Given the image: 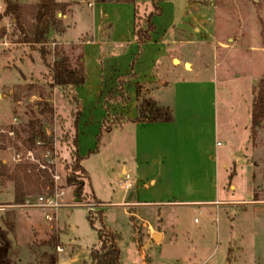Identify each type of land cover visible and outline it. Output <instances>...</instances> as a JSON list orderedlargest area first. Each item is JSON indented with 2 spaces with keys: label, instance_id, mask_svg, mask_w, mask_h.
I'll return each instance as SVG.
<instances>
[{
  "label": "rangeland",
  "instance_id": "374dc122",
  "mask_svg": "<svg viewBox=\"0 0 264 264\" xmlns=\"http://www.w3.org/2000/svg\"><path fill=\"white\" fill-rule=\"evenodd\" d=\"M17 1L31 3L36 0ZM56 1L69 4L65 14L58 15L66 31L64 35L53 36L45 46L44 57L39 45L16 42L17 34H13L10 17H0V25L8 31V35L0 39V158L11 168L21 161L40 163L39 168L45 169L52 178L54 193H59L61 202H69L78 186L68 185L67 176L72 174L75 181L84 178L83 189L90 201H100L104 205L93 207L92 211L77 205H62L56 211L45 212L13 209L10 207L12 182L6 180L0 184V264H93L90 250L99 247L97 230L102 226L118 236L116 243L121 264H264V125L257 129L248 148L242 145L248 132L247 111L253 89L264 76V0H194L192 3L163 0L160 3L162 15L155 18L161 30L156 42L163 46V51L169 52L156 67L157 82L153 87L140 85L138 96L132 83H124L128 92L126 103L124 99L119 103L110 97L112 104L105 106L109 115L106 110L103 113L102 109L95 108L87 118L90 121L79 123L87 124L84 139L88 138L90 143L80 161L85 177L70 145L71 127L80 118V113L75 111L76 96L59 88L52 89L48 95L47 64L54 58V49H62L74 65L81 54V44L77 41L87 37L84 32L90 18L86 16L91 9L96 16L108 14L118 34L124 25L130 26L133 7L112 2L108 8L100 5L90 8V0ZM136 4L140 15L151 10L150 0H136ZM2 10L0 0V14ZM106 26H102V30L108 32ZM176 68L183 71L201 68V76L213 77L217 83L214 144L218 151L220 191L223 195L225 191L226 197H222L227 202L214 209L155 204L165 198H154L144 191L145 186L135 179L131 170L133 134L128 123L110 131L101 129L95 147L98 124H104V128L112 124L103 118L129 113L130 100L132 104H139L151 88L154 90L165 77H172ZM124 73L113 70L111 77L103 75L106 80L101 87L106 81L125 82ZM28 83L44 89L54 108L52 118L44 119L39 115L35 106L40 101L37 94L16 87ZM14 91L20 95L15 103ZM103 93L106 91L102 88L100 95ZM34 117L40 118L46 132L52 135L53 149L47 152L36 148L31 154L33 159H27L25 133L21 129ZM10 126L18 131L17 135L9 131ZM92 148L96 150L88 153ZM16 153L21 155L20 161L14 160ZM227 153L233 155L232 162L227 161ZM222 163L228 164L226 171ZM125 169L127 173L122 174ZM254 193L257 200H252ZM123 200L152 201L154 204L152 207H122ZM250 200L254 202L243 203ZM7 210H13L12 231L2 221ZM46 213L52 216L51 220L45 217ZM53 237L57 245L54 242L44 244Z\"/></svg>",
  "mask_w": 264,
  "mask_h": 264
},
{
  "label": "crops",
  "instance_id": "0c3cea01",
  "mask_svg": "<svg viewBox=\"0 0 264 264\" xmlns=\"http://www.w3.org/2000/svg\"><path fill=\"white\" fill-rule=\"evenodd\" d=\"M162 1L160 0L157 3L160 13L154 14L152 17L154 31L150 33V40L143 41L140 44L137 43L134 33V16L135 11L138 9L137 6L139 7L136 4V0L134 4H130L133 7L132 19L129 20L130 26L128 27L123 24L124 26L118 34H115L116 26L114 27V24L110 21L108 14L103 17L96 16V12H93L91 9L90 13L87 16L85 15L86 18H90L84 32L87 37L83 41H77L76 36L75 42L77 41L81 44V54L79 55H81L86 78L82 86L69 90L76 96L75 111L80 113V118L76 119L69 133L70 143L75 145L76 151L80 156V161L85 150L87 152L90 143L88 138L84 139V131L88 129L87 124L79 123L81 121L85 123L90 113L95 111V108L102 109L103 113L105 110L107 111L105 106L112 104L110 97H113V100L119 103L120 99H124L123 103H126L128 98V92L125 90L126 82L128 84L132 83L131 87L134 90L136 89L135 83L138 86H152L157 82L156 67L169 52L163 51V46L156 42L159 39L158 33L161 30L157 28L155 18L162 15V8L160 7ZM111 4L112 2L101 0H90L88 2L90 8L95 5L108 8ZM151 4L150 12L153 11L152 1ZM142 14H147V12H143ZM102 26L108 27L109 31H103ZM197 29L199 30V28H195V30ZM161 38L163 39V35H161ZM68 41L65 42L69 43ZM172 42L174 43V41ZM113 70L118 73L126 72L124 74H126L128 81L126 80L120 84L112 80V84H110L111 81H106L104 84L107 86L105 87L104 85L105 88L101 87L103 86V80H106V78L103 79V75L109 78ZM173 70L174 74L172 77H165L160 85H155L154 90L151 88L147 94V97L171 109V121L136 122L134 120L136 104H132V100H130L128 102L130 106L129 113H126L124 116L110 114L107 117L109 119L103 118L105 121H112V124H109L106 128H104V124H98V132L95 135L97 139L95 147L101 129L110 131L114 127L121 128L124 125L123 123H128V125H131L133 134L134 164L131 170L135 179L139 183L142 182L145 186V188H142L145 189L144 191L153 195L154 198H165L161 201H156L157 203L155 204H180L202 210L214 209L227 202L222 197L225 196V191L224 195L220 191L218 182V173L220 172L217 161L218 151L214 144L217 83L213 77L201 76V68L187 71L180 70L179 68ZM102 88L105 89L106 94L100 95ZM158 91L160 93L157 94ZM247 117L248 132L242 142L245 149L249 147V143L253 139L249 123V109ZM93 150L96 149L92 148L88 153ZM226 158L228 162H232L233 155L227 153ZM222 164H224L221 165L222 169L226 171L228 164ZM252 165L256 167L254 161H252ZM82 169L84 170L83 167ZM125 173H127V169L122 172V174ZM119 176L121 177L122 175ZM64 192L65 188L62 189L61 193L64 194ZM84 194L87 195V199H83ZM122 196H125V192L122 193ZM70 197L69 202H62L63 205L86 206L89 208V211H92L93 207L104 205L100 201H90V196L84 189L81 195H78L75 189ZM253 202L250 200L243 203ZM120 203L122 207H152L154 204H152V201L141 200H123ZM33 210L46 211L40 208H33ZM54 210L56 211L57 209ZM159 234L162 235L161 233Z\"/></svg>",
  "mask_w": 264,
  "mask_h": 264
},
{
  "label": "trees",
  "instance_id": "16d2710c",
  "mask_svg": "<svg viewBox=\"0 0 264 264\" xmlns=\"http://www.w3.org/2000/svg\"><path fill=\"white\" fill-rule=\"evenodd\" d=\"M108 2H119L126 4H134L135 0H101ZM153 3V11L139 15L135 11L134 18V33L137 43L150 40V33L154 31L152 17L154 14L160 13L158 2L160 0H151ZM156 2V3H155ZM189 3L194 0H188ZM3 10L0 17H10L13 24V34H17L18 43H25L40 46V54L42 57L47 53L45 46L51 41L53 36H61L66 27L62 24L61 18L58 15L65 14V10L69 6L66 2H58L56 0H36L31 3H20L17 0H1ZM8 31L5 26L0 25V39L5 38ZM138 44V47H139ZM54 58L50 64H47L50 82L48 83L50 95L52 89L59 88L67 92L72 88L82 86L85 81V70L81 55L75 59L74 65L71 63L69 57L62 49H54ZM135 93L138 96V84L135 83ZM20 90L26 91L29 94H37L39 97L35 106L38 108V113L44 119L52 118L54 115V108L48 98L44 89L34 83L17 84ZM13 101L18 102L20 95L13 92ZM136 122H167L172 120L171 109L168 106L159 104L156 100L150 97L141 98L139 104L136 105L135 117ZM249 123L252 129V134L255 136L256 131L264 123V76L259 78L253 89V97L249 108ZM40 118L34 117L27 121L21 129L25 133L23 142L26 151H34L36 148H41L42 151L50 152L53 149L52 135L48 134L43 126ZM9 131L17 135V130L9 127ZM72 155L79 161L75 145L70 143ZM18 154V153H16ZM38 164V165H37ZM33 162H16L11 168L6 162L0 158V184L6 180L12 182L13 197L11 205L22 204L27 198H36L44 193L52 194L54 191V183L50 175L45 169L39 168L40 163ZM80 169L86 176L85 171L80 165ZM68 185H76V192L78 195L83 190V179L75 181L72 174L67 176ZM252 200H257V195L254 193ZM83 199H87V195H83ZM88 221L92 224L90 215L87 216ZM3 223L9 231L13 230V210H7L2 219ZM117 235L107 230L104 226L97 230L99 247L90 250V259L93 264H121L120 252L117 247ZM57 245V241H45ZM53 244V243H52ZM86 264V263H82Z\"/></svg>",
  "mask_w": 264,
  "mask_h": 264
},
{
  "label": "built area",
  "instance_id": "2783aa9c",
  "mask_svg": "<svg viewBox=\"0 0 264 264\" xmlns=\"http://www.w3.org/2000/svg\"><path fill=\"white\" fill-rule=\"evenodd\" d=\"M26 154H27L26 155V158L27 159H33L31 157L32 151H27ZM21 158L22 157H21L20 154H16L14 156V160H16V161H20ZM55 178H58V176H55ZM125 186H126V184H125ZM54 191H53L52 194L41 195V196H38L36 198H27L22 204H19V205H10V206L11 207H14V208H22V209H33V208H40V209H44V210H54V209H57L60 206H62L63 203L59 199V197H60L59 193H54ZM45 217L48 220H51L52 219V216L49 215V214H47V213L45 214Z\"/></svg>",
  "mask_w": 264,
  "mask_h": 264
},
{
  "label": "water",
  "instance_id": "95a60500",
  "mask_svg": "<svg viewBox=\"0 0 264 264\" xmlns=\"http://www.w3.org/2000/svg\"><path fill=\"white\" fill-rule=\"evenodd\" d=\"M157 236H158V233L157 234H154L153 238H155ZM224 264H228V262H225Z\"/></svg>",
  "mask_w": 264,
  "mask_h": 264
},
{
  "label": "bare ground",
  "instance_id": "6f19581e",
  "mask_svg": "<svg viewBox=\"0 0 264 264\" xmlns=\"http://www.w3.org/2000/svg\"><path fill=\"white\" fill-rule=\"evenodd\" d=\"M188 66H189V64H188Z\"/></svg>",
  "mask_w": 264,
  "mask_h": 264
}]
</instances>
